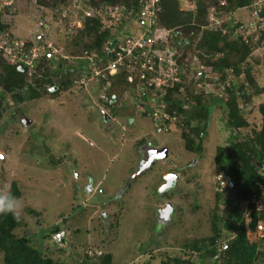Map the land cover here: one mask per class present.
Listing matches in <instances>:
<instances>
[{
	"label": "rangeland",
	"instance_id": "obj_1",
	"mask_svg": "<svg viewBox=\"0 0 264 264\" xmlns=\"http://www.w3.org/2000/svg\"><path fill=\"white\" fill-rule=\"evenodd\" d=\"M18 2H14L15 9L11 10L14 17L9 20L11 26L8 33L12 32L23 40L29 35L32 39L38 37L42 40L45 37L44 40L48 38L60 45L61 16L50 22L45 17L52 10L44 8L42 16L32 19V14L35 17L40 15L32 12L38 6L36 1ZM204 2L212 6L210 0ZM71 4L68 2L64 10H73ZM181 9L194 10L192 0H182ZM216 13L212 20L208 19V26L202 27L201 32L193 30V43L185 58L197 54L198 51L192 48L206 28L222 29L223 34L227 32L228 40L236 39L235 32L230 33L221 27L223 21H244L247 34L256 29L254 25L247 24V21L253 20L247 9H234L229 14ZM44 18L50 26L48 29L37 25ZM255 25L259 27V24ZM124 27H130L133 34L141 29L136 22ZM255 34L254 38H257ZM180 55V52L177 53L178 57ZM196 60L191 61L192 67L196 68L198 63L204 61ZM59 61V58L50 60L53 69L58 68ZM79 65L70 59L62 63L68 74L60 69L58 72L49 70V77L56 87L60 77L71 79L72 86L42 93L40 99L23 103L19 110L7 111L0 124V187L8 185L10 188L12 182L16 183L24 205L20 218L23 225L15 230V234H26L32 239L31 245L37 247V238L42 240L41 236L58 224L60 232L64 234L62 247L48 238L42 240L39 246L46 256L60 264H84L83 255L87 247H91L95 253L111 254V264H161L162 260L169 258L171 261L175 257L189 259L191 264H213L209 258L201 261L199 255L203 250L192 252L191 246H207L206 240L212 236L211 220L215 209L219 210V215L223 212V217L227 212H232L224 202L216 204L217 172L214 166L216 149L228 146L233 137L226 124L229 94L219 93V97L216 93L209 98L202 96V102L212 109L202 138L201 152H188L178 126H173L167 134H156L154 121L149 116L137 114L139 100L145 102L146 110L150 100H144L143 92L137 90L134 84L118 91L111 115L114 118L107 123L110 124L108 129L99 110L102 104L98 101L99 87L95 83H89L85 88L73 84L79 73ZM247 65L252 68L250 74L256 88H250L243 80ZM238 73L236 78V74L231 75L228 87L232 85L239 96L240 88L243 93H248V98L243 96L238 99L239 109L249 124L240 131L241 135L237 137V142H240L252 127L258 129L261 123L258 107L264 104V92H257V89L264 87V40L240 64ZM241 83H244L243 87ZM192 103L194 105V102H186L183 106L192 108ZM22 117L31 121L26 128L20 122ZM147 142L167 147L169 157L164 162H156L149 171L133 180L127 189L125 183L138 166L140 154L137 145ZM195 142L198 141L195 139ZM193 160L195 163L191 165ZM171 170H180L182 179L162 197L156 188L160 176ZM87 182L92 184L89 191L87 187L84 188ZM229 189L232 187L221 192L222 199L231 200L235 195L236 192ZM121 190L125 191L123 196L116 198ZM165 197H170L178 212L163 228L157 225L155 211ZM234 203L238 208L237 213L244 219L248 242L264 251L263 232L249 227L248 202L238 199ZM223 210H226L225 214ZM170 264H174L173 261ZM254 264L264 263L256 261Z\"/></svg>",
	"mask_w": 264,
	"mask_h": 264
},
{
	"label": "trees",
	"instance_id": "obj_2",
	"mask_svg": "<svg viewBox=\"0 0 264 264\" xmlns=\"http://www.w3.org/2000/svg\"><path fill=\"white\" fill-rule=\"evenodd\" d=\"M38 4L36 9L32 12L39 14L38 16H30L32 19H38L42 16L44 8H50L52 13L45 17L47 20H57L60 18L64 11V6L68 3V0H35ZM191 1V0H190ZM205 0H192L194 10L181 9L182 0H162L160 3V12L158 13V25L165 30H172V34L168 38V44L170 48L174 49L176 53H181L178 57V63H185L189 65L194 59H204L200 64L205 65L211 71L220 74L221 80L225 79L224 71L232 69L236 76L240 71V64L243 63L254 51L258 44L264 40V28L256 29L251 34H247L245 29L241 33H237V38L228 40L227 32L223 34L222 29H205L202 30L200 39L192 48L193 51H198L196 55H191L190 58H185V53L189 51L192 46V33L193 30L201 32L202 27L208 26L209 14L211 11L213 14L231 13L234 9H248L252 12L255 9L256 0H223L224 4L221 5L220 0H210L212 6L205 4ZM2 0H0V3ZM18 0H13L12 6H0V35L10 30L11 21L14 17L11 10L15 9V3ZM33 2V1H32ZM19 3V2H18ZM88 5L90 10H96L99 6H111L122 7L125 12H131L130 18L134 19L139 13L138 0H89ZM229 5V7H228ZM32 9V8H31ZM218 15H216L217 17ZM258 21L254 20L255 24L264 25V5L258 14ZM102 25V19L97 16H90L84 20V27L77 32L76 36L70 39L62 38L60 47L68 54V56L82 55L84 51L100 53L103 43L109 37L107 30L100 31ZM244 22L238 19L237 21H223L222 28L228 29L230 33H234L239 26H244ZM257 33V38L254 36ZM11 35L16 36L11 32ZM188 35V37H187ZM191 35V36H190ZM191 37V39L189 38ZM247 36V43L243 40V37ZM30 43V35L25 39ZM66 43V44H65ZM67 45V46H65ZM70 50L75 48V50ZM219 55H223L219 57ZM182 56V57H181ZM49 58L44 56L36 68L31 71V75L27 69L20 72L17 69V65H10L7 57L3 52H0V124L7 111L19 110V106L23 103L40 99L42 93H51L53 88L66 89L72 86L71 79L59 78L58 87L49 77L52 72H58L64 70L62 66L63 61H59L56 69L52 68ZM66 62V61H64ZM61 66V68H60ZM81 69V67H80ZM251 69L246 66L243 79L246 84L251 88L255 87V81L250 74ZM74 73V70H70ZM72 72L70 76H72ZM65 74L69 71L64 70ZM111 80V95H117L118 91L128 88L131 84L127 82V72L120 71L116 75L110 78ZM244 85L241 83L240 86ZM246 88V87H245ZM247 89V88H246ZM242 88L239 91L240 95L236 94L233 90V86L229 87L226 92L229 94V100L226 103L227 106V128L232 131V140L226 147H218L214 156V166L217 173H223L230 177L232 189L228 191H235V195L231 200L222 199V193L216 191L215 198L216 204L223 203L231 208L232 212H227L223 217L219 215V210L215 209L212 213V236L207 241V246L202 245L198 248L197 245L191 246L192 252H199L203 250L199 255L201 261L205 258H209L213 261V264H217L214 256L216 255L215 241L217 239H230L228 250L223 254L222 264H254L256 261L264 263V251L258 250L255 244H250L246 237V231L244 226V219L237 213L238 199L244 202H248V206L252 209L253 204L251 200L253 198L260 199L259 185H264V104L259 105L258 112L260 114V126L258 129L251 128L249 134L243 141L237 142V137L241 135V130L249 126L248 122L244 119L241 110L239 109L238 100L240 97L248 98V93H243ZM257 92H264L263 88H258ZM119 95V94H118ZM145 99L147 95L143 93L142 96ZM141 97V99H142ZM202 95H192L189 88L186 89L185 94H179L177 89L167 90L162 98V101L166 104V112L169 115H175L180 118L182 126H179L181 130V137L184 140V148L188 152H201V142L205 135L206 128L209 121L210 106L202 102ZM209 98V97H208ZM186 102H194L193 107L185 109L183 104ZM191 105V106H192ZM212 109V108H211ZM148 116L149 113L140 114V116ZM116 116V115H115ZM193 123H195L193 125ZM195 139L198 141L195 142ZM10 191L13 195L21 197V192L16 183L12 182L10 185ZM233 202V203H232ZM224 214L226 210H223ZM34 213V212H31ZM225 219V220H224ZM251 222H249L250 229H255L256 221L259 219V214L252 212ZM23 225L22 220L14 219L10 214L7 216H0V255L2 256L1 264H60L57 261H53L50 257L46 256L39 246L42 240L46 238L52 241V235L56 232H60L59 225H54L49 228V232L41 238H37L38 246H32V239L23 235H16L15 230ZM236 233L233 237L231 234ZM36 235V234H35ZM40 236V235H39ZM37 237V236H36ZM34 238V236H33ZM63 240V238H62ZM61 240V242H62ZM202 240L203 243L206 242ZM54 242V241H52ZM61 242L57 243L61 244ZM56 243V242H54ZM62 247V246H61ZM92 249L87 247L85 254L83 255L84 264H111L112 256L109 253H102L101 256H94L93 259H89L86 251ZM190 252V253H192ZM188 256L190 254H187ZM186 255V256H187ZM174 264H191L189 259L183 260L180 257L172 258ZM170 259L162 260L161 264H170Z\"/></svg>",
	"mask_w": 264,
	"mask_h": 264
},
{
	"label": "built area",
	"instance_id": "obj_3",
	"mask_svg": "<svg viewBox=\"0 0 264 264\" xmlns=\"http://www.w3.org/2000/svg\"><path fill=\"white\" fill-rule=\"evenodd\" d=\"M162 0H138L139 13L134 19L130 18L131 12H125L122 7L99 6L96 10H90L89 0H68L73 4V10L63 11L61 18L63 23L60 33L64 39H70L77 35L84 27V20L90 16H97L102 19L100 31L107 30L109 37L103 43L100 53L84 51L82 55L69 57L62 48L45 37L30 39V43L19 37H14L6 32L0 35V52H3L10 65H22L27 69L29 75L36 68L39 61L47 56L49 58H59L62 61L70 59L77 62L79 73L75 77L73 84L85 88L89 83H95L99 87L98 101L101 102L99 110L102 114L110 116L115 107L117 95H111L110 78L120 71L127 72V82L134 84L148 96L150 100L148 110L145 109V102L139 100L136 106L137 114L149 113V118L154 121L156 134H167L173 126H182L180 118L169 115L166 112V104L162 101L167 90L177 89L179 94H185L186 89L191 87L192 95H202L212 97L216 93L227 94L231 75H235L232 69L224 72L225 79L221 80V75L217 74L205 65L198 63L197 67H192L191 63L186 65L178 63V56L174 49L170 48L168 38L172 30H165L158 25V13ZM11 0H2V7L12 6ZM71 4V5H72ZM224 2H221V5ZM264 5V0H256L255 9L251 12V17L258 21V14ZM213 12L209 14V19H213ZM38 22V27L48 29L44 21ZM74 22V23H73ZM137 23L140 26L139 32L133 34V30L124 25ZM256 29H263L264 25ZM243 26H239L235 33H241ZM255 29V30H256ZM132 30V31H131ZM112 31V32H111ZM247 43V36L243 37ZM193 61H197L194 59ZM189 72V73H188ZM229 72V75H227ZM233 77V76H232ZM231 87V86H230ZM220 93V94H219ZM116 96V99H114ZM223 97V96H222ZM137 99V97L135 98ZM147 104V103H146ZM188 109V106H183ZM217 191L222 192L228 187L226 175L218 173L216 175ZM260 199L253 198L252 211L259 214L256 223V230L264 231V185H259ZM234 237V234L232 235ZM63 235L56 232L52 235V241L61 242ZM230 239H217L215 241L216 255L214 259L220 263L223 254L228 249ZM89 259L100 256L92 249L86 251Z\"/></svg>",
	"mask_w": 264,
	"mask_h": 264
},
{
	"label": "water",
	"instance_id": "obj_4",
	"mask_svg": "<svg viewBox=\"0 0 264 264\" xmlns=\"http://www.w3.org/2000/svg\"><path fill=\"white\" fill-rule=\"evenodd\" d=\"M17 69L20 72L24 71V68L22 65H18ZM54 89L56 88H53L52 90ZM114 99H116V96H114ZM20 122L25 128L28 127L29 124H31V121L27 120L24 117L20 119ZM168 156H169V150L167 147L149 149L147 153L144 155V158L139 162L136 172L126 181L125 188H127L130 185V183L133 180H135L137 177L147 172L154 162L165 161L168 158ZM163 179L165 181V184L159 188V193H163L166 190L170 189L174 185V183L178 181L179 176L176 173H169V174H166L163 177ZM226 180H227L228 186L231 188L232 184H231L230 177L227 176ZM173 209L174 208L172 204H167L163 209L159 211V213H163L164 215L168 216L173 212Z\"/></svg>",
	"mask_w": 264,
	"mask_h": 264
},
{
	"label": "flooded vegetation",
	"instance_id": "obj_5",
	"mask_svg": "<svg viewBox=\"0 0 264 264\" xmlns=\"http://www.w3.org/2000/svg\"><path fill=\"white\" fill-rule=\"evenodd\" d=\"M102 118H103V121L106 123V127L108 128V127H110V124H107L112 118H114V117H112L111 115L110 116H107V115H104V114H102ZM109 129V128H108ZM138 146V151H139V159H138V161H137V165L139 164V162L144 158V155L147 153V151L149 150V149H151V148H162V147H165V146H155V145H152V144H150V143H141L140 145H137ZM148 146V147H147ZM169 150V149H168ZM169 157V156H168ZM168 159V158H167ZM166 159V160H167ZM165 160V161H166ZM156 162H164V161H156ZM156 162H154L152 165H151V167H150V169L152 168V166L156 163ZM194 163H195V160H193V162H192V164L191 165H194ZM138 167V166H137ZM137 167H136V170H137ZM149 169V170H150ZM136 170H134V172L132 173V175L136 172ZM148 170V171H149ZM179 172H180V170L178 171V170H171V171H168V172H166V173H164V174H162L161 176H160V183H159V185L157 186V188H156V190L159 192V188L161 187V186H163L164 184H165V181H164V179H163V177L166 175V174H169V173H176V174H178V176H179V179H178V181H176L175 183H174V185L170 188V189H168V190H166L165 192H163V193H160L161 194V196L163 197V196H165V194H168V193H170L171 192V190H173L175 187H176V184L180 181V179H182V175L181 174H179ZM131 175V176H132ZM91 183H88L87 182V184H85V187L84 188H88V190H91ZM89 186V187H88ZM127 189H128V187H127ZM99 191H101V193H103V191L102 190H99ZM124 190H121V191H118L117 192V194H116V198H118L119 196L120 197H122L123 195L122 194H124ZM122 195V196H121ZM172 197V196H171ZM114 200V199H113ZM113 200H111V201H113ZM162 200H163V198H162ZM161 200V201H162ZM167 204H172V206H173V212L170 214V215H164L163 213H159V211L161 210V209H163ZM175 212H178V210L174 207V205H173V203L171 202V199H170V197H165V200L163 201V203L160 205V206H158L157 208H156V211H155V213H156V217H155V219H156V222H157V225H159V226H161V227H163V228H165L166 227V225H168L169 224V222H171V220H172V217H173V215H174V213ZM177 214V213H176ZM102 215L104 216V214H103V212H102Z\"/></svg>",
	"mask_w": 264,
	"mask_h": 264
},
{
	"label": "clouds",
	"instance_id": "obj_6",
	"mask_svg": "<svg viewBox=\"0 0 264 264\" xmlns=\"http://www.w3.org/2000/svg\"><path fill=\"white\" fill-rule=\"evenodd\" d=\"M13 2V0H11ZM13 4V3H12ZM47 20V19H46ZM50 26L48 25V28ZM61 35V33L59 34ZM61 37V36H60ZM32 39V38H30ZM48 39V38H47ZM49 40V39H48ZM54 43V42H53ZM56 45V44H55ZM58 46V45H56ZM60 47V46H58ZM62 48V47H60ZM65 52V51H64ZM66 53V52H65ZM54 59V58H53ZM62 61V60H60ZM63 63V62H62ZM61 68V66H60ZM72 70V69H71ZM118 97V95H117ZM23 118V117H22ZM218 174V173H217ZM216 174V175H217ZM227 177V176H226ZM228 188H230L228 186ZM217 191V190H216ZM249 204V203H248ZM23 200L21 197H17L15 195L12 194V192L10 191V188L8 185H4L3 187H0V216H7V215H11L14 219L19 220L22 216L23 213ZM249 208L250 210V222H251V214H252V209L248 206L247 209ZM257 223V221H256ZM255 230H256V224H255ZM234 233V232H233ZM264 234V231H263ZM63 237L64 234L62 233ZM236 235V233L234 234V236ZM228 250V249H227ZM226 250V251H227ZM225 251V252H226ZM224 259V258H223ZM217 262V261H216ZM223 260L217 264H222Z\"/></svg>",
	"mask_w": 264,
	"mask_h": 264
},
{
	"label": "crops",
	"instance_id": "obj_7",
	"mask_svg": "<svg viewBox=\"0 0 264 264\" xmlns=\"http://www.w3.org/2000/svg\"><path fill=\"white\" fill-rule=\"evenodd\" d=\"M243 9H245V8H243ZM248 10V9H247ZM250 11L248 10V13H249ZM250 16V15H249ZM251 19V18H250ZM244 22V21H243ZM247 24L248 25H255V23H254V20H250V21H247ZM253 27V26H252ZM191 63V62H190ZM149 143V142H148Z\"/></svg>",
	"mask_w": 264,
	"mask_h": 264
}]
</instances>
